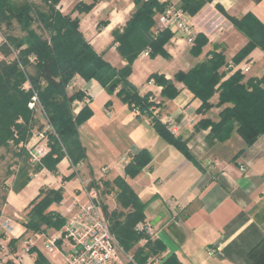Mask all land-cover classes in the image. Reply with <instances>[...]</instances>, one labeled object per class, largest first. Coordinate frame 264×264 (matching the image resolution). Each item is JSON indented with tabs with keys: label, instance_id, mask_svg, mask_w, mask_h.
<instances>
[{
	"label": "crops",
	"instance_id": "obj_1",
	"mask_svg": "<svg viewBox=\"0 0 264 264\" xmlns=\"http://www.w3.org/2000/svg\"><path fill=\"white\" fill-rule=\"evenodd\" d=\"M77 1L60 0L57 5L61 12L78 16L80 31L105 60L116 68L122 67L125 61L116 49L111 30L125 25L134 7L133 0H95L88 10L81 12L73 10ZM82 1L91 3L92 0ZM159 1L164 3V8L180 7V0ZM218 5L238 18L251 12L264 24V0L208 1L194 15L186 14L194 33L207 38L198 55L191 53L193 42L187 41L186 34L171 31V38L163 45L169 56L150 57L139 53L128 75L129 82L140 94L150 92L156 100L155 109L160 110L161 122L168 116L174 120L173 134L186 142L196 162L163 139L149 117L136 115L126 103L108 94L93 79L73 76L67 90H81L83 97L73 100L72 112L78 113L84 105L91 110L90 116L78 126L85 156L72 165L68 155H64L55 170L43 163L38 167L26 166L28 179L15 188L21 160L13 155L7 166L11 174L6 180V190L0 196V247L8 246L10 253L5 259L13 262L19 258L23 264H36V251L26 252L21 245H16L24 238V242H33L32 248L53 264L40 243L30 238L37 235L43 240L48 233L57 230L46 228L33 232L23 224L41 190L61 189V200L48 209L66 220L89 196L94 194L97 200L98 196H110L113 189H117L114 178L121 176L137 196L146 201L144 213L150 223L163 213L154 226L158 228V239L166 247L165 255L174 253L183 264H264V248H257L263 262L258 261L256 255L249 256L264 239V132L249 145L235 130L227 139L217 140L203 120L216 121L221 107L212 106L205 112H197L201 100L182 82L173 80L179 92L167 99L160 96L161 86L148 80L154 72L173 79L176 72L188 71L209 57L213 50L221 51L226 61L232 59L247 42V37L217 9ZM158 14L154 17L156 23ZM3 39L0 31V43ZM240 63H248L247 76H260L264 72V53L254 48ZM217 100L218 94L214 93L210 102ZM143 148L150 152L151 160L136 175H126L125 164ZM16 151L12 150V154ZM86 179L95 183L92 184L93 194L86 189L91 187L84 184ZM171 198L174 202L168 205ZM3 220H7L8 228L2 225ZM11 238L16 241L9 245ZM54 255L55 264H59L60 255ZM5 259L0 257V264Z\"/></svg>",
	"mask_w": 264,
	"mask_h": 264
},
{
	"label": "trees",
	"instance_id": "obj_2",
	"mask_svg": "<svg viewBox=\"0 0 264 264\" xmlns=\"http://www.w3.org/2000/svg\"><path fill=\"white\" fill-rule=\"evenodd\" d=\"M42 1L43 8L31 1L16 3L13 0H0V22L8 27L14 20L24 32L21 37L1 32L4 39L0 43V144L12 138L13 127L18 132L15 142L26 140L32 129L30 122L34 124L33 113L27 107L30 93L21 88L26 77L18 67L20 61L24 67L28 64L34 67V73L27 77L37 88L47 121L56 133L49 134L50 150L42 159V163L50 170L56 169L57 162L65 154L72 165L83 160L85 156L78 137V126L90 116L91 110L84 105L78 113L72 112L73 100L83 97L81 90L70 92L67 90V84L75 75L85 80L93 79L108 94H114L126 103L130 110L133 111L136 107L138 109V112H134L136 115L149 114L150 123L156 132L195 163L196 160L187 148L186 142L174 135L158 117H150L149 111L154 105L150 92L140 94L128 80L131 65L142 50L148 49L150 57L169 56L163 45L169 41L172 33L168 28L157 27L154 18L157 12L164 9V3L159 0H133L134 7L125 25L111 30L116 49L125 61L122 67L116 68L84 37L79 29L78 16L72 17L69 13L61 12L56 7L60 0ZM94 1L86 3L78 0L73 10L86 11ZM208 1L211 0H180L179 6L185 14L194 15ZM217 9L247 37V42L233 55L231 60L234 63H239L254 48H259L264 53V24L256 16L247 12L238 18L225 12L219 5ZM35 22L41 25L40 33L31 27ZM206 43L205 35L195 34L191 53L198 55ZM15 49H19L17 57L12 56ZM209 55L188 71L176 72L173 79L154 72L149 75L148 80L152 79L161 86L160 96L167 99L175 97L179 92L173 80L182 82L194 97L201 100L197 112H205L212 106L221 107L218 119L216 121L205 119L204 126H210V132L220 141L227 139L235 130L249 145L264 132V72L260 76H246L237 69L221 80L223 72L219 70L220 68L225 70L227 64L225 56L221 51L215 50L210 51ZM41 81L45 86L39 90L38 82ZM214 93L218 94V100L211 103L210 98ZM18 118L22 119L23 124L16 123ZM14 154L21 160V167L16 173V188L26 183L28 179L26 166L31 165L28 153L24 149ZM150 160V152L146 148L141 149L125 164V174L136 175ZM113 181L118 189L117 202L122 207L130 206L131 209L120 220L118 215L123 216L122 211L113 210L109 214L102 207L119 245L128 251L135 241L142 237V233L136 231L134 226L137 221L145 219V202L137 196L123 177L117 176ZM92 184L95 183L91 182ZM61 198L60 188L41 190L26 213L27 218L23 223L26 228L33 232H41L46 228L60 230L66 221L65 218L48 208ZM15 241L11 238L8 244ZM149 243L150 240L146 242L147 245ZM258 247L264 248V239L249 252V256L256 255L258 261L263 262L259 257ZM161 248H164L163 243L157 240L151 251L156 252ZM141 249L137 248L134 253L138 264L144 263L148 256V253ZM30 250L37 252L36 264H49L40 251L32 247ZM1 264H12V260L7 259ZM160 264L183 263L171 253L166 255Z\"/></svg>",
	"mask_w": 264,
	"mask_h": 264
},
{
	"label": "built area",
	"instance_id": "obj_3",
	"mask_svg": "<svg viewBox=\"0 0 264 264\" xmlns=\"http://www.w3.org/2000/svg\"><path fill=\"white\" fill-rule=\"evenodd\" d=\"M156 25L159 28H168L170 31H182L186 34L189 43L194 40L193 28L187 21L186 14L179 7H165L159 12ZM139 55L148 56L149 50L144 49ZM224 68L247 72L249 65L248 63L236 64L229 60ZM34 105L35 97H32L28 106ZM133 111L138 112V109L135 107ZM164 123L171 131L176 130V124L171 117L166 118ZM49 133L56 134L50 123L35 134L28 152V161L32 166L42 164L43 157L49 151ZM240 169L243 170L244 168L240 167ZM84 184L89 185L91 181L86 179ZM90 186L92 188L86 189L93 194L94 188L92 185ZM173 202L172 198L169 199L168 205H172ZM2 225L8 228L7 220H3ZM153 228L154 226L149 222H139L135 226L136 231L141 233L145 231L143 241H146V237L149 235L160 239L158 230L153 231ZM33 244V242L26 240L23 245L24 250L28 252ZM41 246L42 250L47 253L59 254L61 259L59 264H138L134 254H130L119 245L110 229V223L103 207L94 194L79 203L76 211L66 219L62 228L47 235L42 240ZM163 259L164 257L151 256L142 264H160ZM12 264H23V262L17 258Z\"/></svg>",
	"mask_w": 264,
	"mask_h": 264
},
{
	"label": "rangeland",
	"instance_id": "obj_4",
	"mask_svg": "<svg viewBox=\"0 0 264 264\" xmlns=\"http://www.w3.org/2000/svg\"><path fill=\"white\" fill-rule=\"evenodd\" d=\"M14 2L16 3H20L21 1H31L33 3H36L38 5L40 4H43V1L42 0H13ZM42 8L44 7V4L43 5H40ZM57 8L58 5H56ZM173 7H177V6H173ZM178 8V7H177ZM180 8V7H179ZM13 24H11L10 26H5L4 23H1L0 22V31L2 32H5V33H9V34H12L13 36H19L21 37L23 35V31H21L20 27L18 26V24L13 20ZM31 27L37 32V33H40V30H41V25L39 23H33L31 25ZM24 46V45H23ZM19 49H15L14 50V53L12 56H15L17 57V53H18ZM207 58V57H206ZM18 67L20 70L23 71L24 75H25V81H23L22 85H21V88L25 91H28L30 93V97L27 101V107L29 110L32 111V116H33V122L34 124H32L30 122V124L32 125V129H31V132H30V135L27 137L26 140H23V141H19V142H15V138H17V135H18V132H17V129L15 127L12 128L13 130V136L12 138L10 139H7V141L3 144H0V196H3V194L5 193V187H6V180L8 179V176L11 174L10 171L7 166L8 164H11V160H12V157L14 155V153L12 154V150H17L16 152L24 149L27 153L29 152V148H30V145L32 144L33 142V138L35 136V134L42 128L45 127L46 124H48L49 122L47 121V116L45 115V111L40 103V100H39V93H38V90L36 87L33 86V82L31 80H29V78L27 77L29 74H32L34 73V67L30 64L26 65V67H24V65L18 61ZM237 70V69H236ZM236 70H227V69H221L220 68V72H223L222 73V79L226 78L227 76H229L233 71H236ZM243 72V71H241ZM246 76L248 75V73H250L249 71L248 72H243ZM254 74V72H252ZM256 76V75H255ZM69 84V83H68ZM67 84V89H68V85ZM38 86H39V90H42L45 86V83L44 82H38ZM32 97H35V105L32 106V107H29L28 106V102L32 100ZM153 101H156L154 99H152ZM158 105V103L154 102V105H152V107L150 108V117L152 118H157L159 117V114H160V110L158 111V109H155V107ZM73 107V106H71ZM143 115H146L147 117L149 116V114H143ZM170 117V116H168ZM166 117V118H168ZM165 118V120H166ZM16 123L18 124H23L22 122V119L21 118H18ZM50 134V133H49ZM49 138V137H48ZM50 147V145H49ZM50 150V148H49ZM67 155V154H65ZM14 159V158H13ZM31 165V164H30ZM32 167V165H31ZM14 171V170H12ZM94 187L96 188V186L94 185ZM114 191V192H113ZM113 193L110 195V196H98V201L100 202V204L104 207V209L107 211V213L110 214L111 211L113 210H116V211H122L123 212V216L120 214V216L118 215V218L121 220L124 218V215L131 209L130 206L128 207H122L118 202H117V191L118 189L114 190L113 189ZM142 200V199H141ZM143 201V200H142ZM145 202V205H144V211H145V207H146V201H143ZM108 214V215H109ZM145 214V219L143 220H139L135 223V226L140 222H149V219L146 218V213ZM150 223V222H149ZM135 226H134V229H135ZM154 226V225H153ZM157 231L158 228L154 226L153 228V231ZM144 232L142 233V237L138 238L134 245L127 251L129 252L130 254H134L136 253V249H141L142 251L148 253V257H151V256H158V257H165V251L166 250V247L163 243V246L164 248H161L159 249L158 251L156 252H152L151 251V247L154 246L155 244V241L159 240L156 236H147L146 237V241H143L142 238H144ZM50 234V233H48ZM31 240L35 241L36 244L40 243V245H42V237L40 236H37L35 235L34 237L30 238ZM24 238L19 242L17 243L16 245L20 246L21 245V248L22 245L24 244ZM150 240V243L147 245L146 242ZM146 244V245H145ZM15 245V246H16ZM8 251V246H4V247H0V257L5 259L6 257L5 256H8L10 255V253L7 252ZM126 251V250H125ZM47 256L50 258V261L55 264V261H56V255L54 254H50V253H47ZM43 255V254H42ZM44 256V255H43ZM135 256V255H134ZM146 258V259H147ZM145 259V260H146ZM7 259H5L6 261ZM4 261V260H3ZM2 261V263H3Z\"/></svg>",
	"mask_w": 264,
	"mask_h": 264
},
{
	"label": "water",
	"instance_id": "obj_5",
	"mask_svg": "<svg viewBox=\"0 0 264 264\" xmlns=\"http://www.w3.org/2000/svg\"><path fill=\"white\" fill-rule=\"evenodd\" d=\"M161 216H163V213H160V215H159V216H157V217L155 218V220L151 222V225H154V224H155V222H156V221H158V220H159V218H160Z\"/></svg>",
	"mask_w": 264,
	"mask_h": 264
}]
</instances>
